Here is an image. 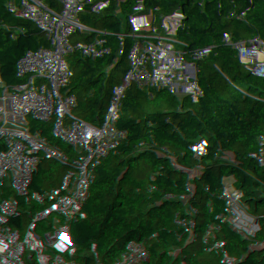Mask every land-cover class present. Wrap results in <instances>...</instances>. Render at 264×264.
Segmentation results:
<instances>
[{"label": "trees", "instance_id": "obj_1", "mask_svg": "<svg viewBox=\"0 0 264 264\" xmlns=\"http://www.w3.org/2000/svg\"><path fill=\"white\" fill-rule=\"evenodd\" d=\"M94 0H59L40 14L44 36L32 57L44 65L27 73L23 86L40 104L50 107L48 124L68 137L55 145L46 139L42 156L53 163H36L32 172L60 171L67 182L60 189L39 184L26 187L31 201L24 220L37 235L32 244L60 255L73 219L87 202L92 175L87 149L97 132L112 147L142 145L135 168L148 192L157 182L169 184L155 192L162 227L152 234L126 221L110 224L91 216L85 222L76 258L86 264H253L247 257L264 232L261 199L245 193L226 208H216L199 194L186 176L219 168L235 175L244 165L251 176L264 177V51L256 54L246 42L247 23L264 32V0H193L199 14L232 16L238 21L220 28L198 55L181 56L178 67L171 48L153 46L140 19L114 15V23L91 33L84 15ZM3 2V0H0ZM254 79L249 83L247 75ZM191 92L196 101L185 99ZM184 100H179V96ZM248 103L249 117L235 125L220 124L239 100ZM74 104L71 127L62 124L61 111ZM113 109L115 111H113ZM94 117V122H88ZM0 131L14 137L0 118ZM202 145H204L202 147ZM83 176V178L81 177ZM9 175L0 162V179ZM82 179V185L78 182ZM256 264H264V245L257 247ZM0 264L11 255L0 253Z\"/></svg>", "mask_w": 264, "mask_h": 264}, {"label": "built area", "instance_id": "obj_2", "mask_svg": "<svg viewBox=\"0 0 264 264\" xmlns=\"http://www.w3.org/2000/svg\"><path fill=\"white\" fill-rule=\"evenodd\" d=\"M59 0H3L0 2V118L7 121L14 137L0 131V162L9 177L0 179V253L11 255V264H86L76 258L85 222L91 216L110 224L126 221L138 229L147 228L156 234L163 223L156 209L155 192L169 184V180L157 182L148 192L135 166L142 156V145L137 141L131 146L115 148L99 131L87 149L88 165L92 175L87 185L88 199L73 219L67 241L60 255H50L32 244L37 235L34 226L24 223L31 201L26 187L39 184L45 189H60L67 182L60 171L51 174L32 172L36 163H53L40 153L46 139L57 145L68 137V131L55 132L48 124L50 107L40 104L23 86L27 73H34L44 65L33 58V51L44 36L40 14L45 7ZM150 9L141 13L140 6ZM118 13L125 19L148 18L146 31L153 48L164 45L171 48L168 57L178 67L181 56L198 55L216 38L220 28L238 20L232 16L199 14L193 0H94L84 15L83 26L91 33L108 28ZM246 42L256 54L264 51V32L247 23ZM249 83L254 79L247 75ZM185 97L179 100H184ZM196 101L198 94L186 97ZM74 108V104H68ZM64 109V108H63ZM61 111L62 124L69 128L74 117ZM113 111H115L113 109ZM248 103L239 100L232 113L225 115L220 124L235 133L246 135L240 121L249 117ZM94 122V117H88ZM204 145H202L203 147ZM182 172L194 179L199 194L216 208H226L239 201L245 193H254L261 201L264 215V177L251 176L244 165L235 175H228L219 168L192 172L184 165ZM83 178V176L81 175ZM82 185V179L78 186ZM264 245V232L257 247ZM257 247L249 250L247 257L256 264ZM229 264H236L235 262Z\"/></svg>", "mask_w": 264, "mask_h": 264}, {"label": "rangeland", "instance_id": "obj_3", "mask_svg": "<svg viewBox=\"0 0 264 264\" xmlns=\"http://www.w3.org/2000/svg\"><path fill=\"white\" fill-rule=\"evenodd\" d=\"M138 9H139V11L141 12V13H149L150 12V9L148 8V7H145V6H140V7H138ZM148 18L146 17V18H144L143 19V22L144 23H147L148 22ZM185 95H181V96H179L180 98H182V97H184ZM63 113H67V114H69V115H71L72 117L75 115V111L74 110H71L70 108H64L63 109Z\"/></svg>", "mask_w": 264, "mask_h": 264}, {"label": "snow or ice", "instance_id": "obj_4", "mask_svg": "<svg viewBox=\"0 0 264 264\" xmlns=\"http://www.w3.org/2000/svg\"><path fill=\"white\" fill-rule=\"evenodd\" d=\"M60 238H61L62 241H64V242H68V241H67V237H66L64 234H62Z\"/></svg>", "mask_w": 264, "mask_h": 264}, {"label": "crops", "instance_id": "obj_5", "mask_svg": "<svg viewBox=\"0 0 264 264\" xmlns=\"http://www.w3.org/2000/svg\"><path fill=\"white\" fill-rule=\"evenodd\" d=\"M69 108V106H66L65 108ZM71 110H74L75 111V108H71ZM76 113V112H75ZM71 116V115H70ZM75 118V115L73 116Z\"/></svg>", "mask_w": 264, "mask_h": 264}, {"label": "water", "instance_id": "obj_6", "mask_svg": "<svg viewBox=\"0 0 264 264\" xmlns=\"http://www.w3.org/2000/svg\"><path fill=\"white\" fill-rule=\"evenodd\" d=\"M155 51H156V47L153 48V52H155Z\"/></svg>", "mask_w": 264, "mask_h": 264}]
</instances>
